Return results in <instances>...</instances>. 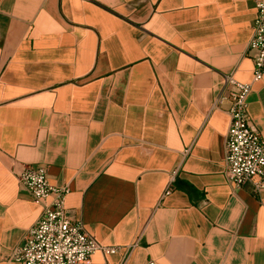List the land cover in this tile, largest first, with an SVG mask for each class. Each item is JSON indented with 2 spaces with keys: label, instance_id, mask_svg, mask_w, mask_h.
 <instances>
[{
  "label": "crops",
  "instance_id": "1",
  "mask_svg": "<svg viewBox=\"0 0 264 264\" xmlns=\"http://www.w3.org/2000/svg\"><path fill=\"white\" fill-rule=\"evenodd\" d=\"M254 0H0V264L70 184L86 264H264V192L225 176V75L253 82ZM264 138V77L248 95ZM171 187L168 194L166 190Z\"/></svg>",
  "mask_w": 264,
  "mask_h": 264
},
{
  "label": "built area",
  "instance_id": "2",
  "mask_svg": "<svg viewBox=\"0 0 264 264\" xmlns=\"http://www.w3.org/2000/svg\"><path fill=\"white\" fill-rule=\"evenodd\" d=\"M257 17L248 52L255 62L253 82L243 83L234 73L225 75L218 102L227 100L230 125L226 141L225 176L230 185H250L254 194L264 192V138L249 115L248 95L253 83L264 77V0H254ZM21 187L42 206L39 219L25 233L7 261L20 264H86L97 252L114 254L119 246H108L90 234L82 221L73 219L66 206L70 184L53 186L48 166L24 165L17 172ZM171 187L165 194L170 193ZM148 264H156L149 260Z\"/></svg>",
  "mask_w": 264,
  "mask_h": 264
}]
</instances>
